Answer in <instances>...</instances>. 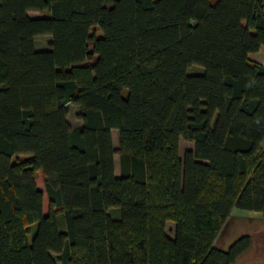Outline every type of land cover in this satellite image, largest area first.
Instances as JSON below:
<instances>
[{
  "label": "trees",
  "instance_id": "trees-1",
  "mask_svg": "<svg viewBox=\"0 0 264 264\" xmlns=\"http://www.w3.org/2000/svg\"><path fill=\"white\" fill-rule=\"evenodd\" d=\"M263 44L264 0H0V264H232L228 217L264 215Z\"/></svg>",
  "mask_w": 264,
  "mask_h": 264
},
{
  "label": "crops",
  "instance_id": "crops-1",
  "mask_svg": "<svg viewBox=\"0 0 264 264\" xmlns=\"http://www.w3.org/2000/svg\"><path fill=\"white\" fill-rule=\"evenodd\" d=\"M249 57L264 65V44L258 50L250 52ZM262 144L264 145V139ZM39 174L43 176L41 171ZM243 235L250 237V245L232 264H264V215L262 212L235 208L217 236L215 245L226 250Z\"/></svg>",
  "mask_w": 264,
  "mask_h": 264
},
{
  "label": "rangeland",
  "instance_id": "rangeland-1",
  "mask_svg": "<svg viewBox=\"0 0 264 264\" xmlns=\"http://www.w3.org/2000/svg\"><path fill=\"white\" fill-rule=\"evenodd\" d=\"M29 14L36 16V15H39V12L38 11H30ZM52 38L53 37L51 34L38 35L36 37V44L40 49L48 47L49 42L52 40ZM202 71H204V67L199 65V64H193L192 66L189 67L190 73L202 72ZM124 91H125V93L128 92L127 89H125ZM78 112H79L78 106H76L74 104H69V119H70L73 126H79L82 124V119L79 118ZM112 136H113L114 144H115L116 148H118L119 147V139H118L119 138V131H118V129H116V128L112 129ZM193 147H194L193 141L181 139V155L182 156H184L185 151L187 149L193 148ZM115 162H116V173L119 174V171H120L119 154H116ZM36 181L40 186H42V187L45 186L44 177L41 174L38 175ZM48 205H49L48 195H47V193H45V195H44V208H45V210L48 209ZM119 209H118V207L117 208L113 207L110 209V211H111L112 215L118 216L119 215ZM36 227H37V223L30 225L29 240L32 239V236L34 234V231L36 230ZM173 228H174V223L168 222V224H167L168 231L171 232L173 230Z\"/></svg>",
  "mask_w": 264,
  "mask_h": 264
}]
</instances>
